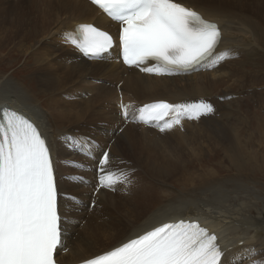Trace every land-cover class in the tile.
Returning a JSON list of instances; mask_svg holds the SVG:
<instances>
[{
	"label": "bare ground",
	"instance_id": "obj_1",
	"mask_svg": "<svg viewBox=\"0 0 264 264\" xmlns=\"http://www.w3.org/2000/svg\"><path fill=\"white\" fill-rule=\"evenodd\" d=\"M176 2L192 7L206 20L215 22L219 26L222 35L216 52H226V57L216 63L214 67L202 65L199 69L187 73L168 74L144 71L140 73L134 67H125L119 62L118 49L112 50L110 53L106 54L102 60L88 61L81 57L70 43L67 44L73 50L61 49L54 44L42 42V39L48 38L52 34H64L74 31L77 24H93L108 32L117 31L118 35V26L104 17L98 9L86 0H2L3 5L0 9V39L2 42H5V44H11L10 46H19L21 48L20 50H22V54H26L31 46L33 48L37 44L32 52V64L35 66V69L33 68V71H35L34 73L32 72L34 74L32 78H34L33 81H35L34 85L36 87L35 92L38 95H49V98L53 97L50 102V107L46 109V112L49 111L52 113L53 121L57 126L61 127L63 123L70 124L69 127L78 124L77 119H79L80 116H77V114L73 116L70 109L73 106H78L79 104V110H81L82 113L87 111V114V109L89 106H92V104L84 103L83 101L77 103L76 99L73 98L74 96H71L73 92L69 89V84L77 81L76 77L79 75L76 74L77 72L81 71L83 74L95 75L107 78L109 81H114L112 88L103 86L100 83L93 84L95 86L94 88L97 89L96 92L94 91V93H97L94 95V101L97 100L95 103H99V107L104 109H102V115L107 114L106 107L111 97L117 99L118 114L111 115L112 118L116 119V122L120 116L123 117L120 102L122 101L123 104L129 106V117L124 122L127 125H122L121 135L115 136L117 130H115V134L110 132V139H113V142L107 148L103 147L98 156H94V163L96 162L98 166V161L102 152L107 149L110 156L107 170L114 174H116V169L124 161L121 159L123 160L121 162L113 153L115 148L112 146H116L117 143L118 146H120L121 143H126L132 148H135V145L144 148V152L142 150H134L136 159L135 157H131L136 161V164L134 163L132 165H137L140 170L142 169V159L140 160L139 156L146 153L143 162L145 174H143L144 176L142 175V177L140 176L142 181H147L148 176L153 179L167 176L171 179L177 178V181H181V173L184 168L183 165H181L182 161L184 160L186 163L191 157L196 158L199 155L202 156L206 151L213 152L214 154L216 151H220L223 155L229 152L235 154V161L230 164V168L233 167V170L236 172L233 174L241 172V170H244L246 167L243 163L242 152L244 147L240 148V146L248 144V141L241 138L236 139L235 135H237V132L230 128L234 125L226 126L224 124L225 122L223 123V115L221 114L223 110L220 103L217 102V99L209 96H202L201 94L206 91L205 88H208L211 84L218 85L219 83L228 82L230 80L228 87H231L230 83L232 78L237 77L238 72H240L239 61L242 58H239V56L243 57L245 51H247L249 47V40L252 37L254 38L255 25H257L254 17L260 19L264 16V0H176ZM2 13H5V15L3 16ZM239 32H242L241 35H237ZM15 33L18 34L17 37H15ZM28 34L30 36L40 35L41 38L35 39L29 46L25 44L26 47H24L21 42H23L24 36H28ZM62 40L65 41L64 36ZM253 44L259 46L256 41H253ZM112 52L113 61H107L108 59L106 56L112 54ZM72 63L74 66H72ZM66 64L71 65V67L66 68ZM142 67L150 66L144 64ZM117 83H120L118 89H116ZM21 84V82L16 84L13 80L0 83V117L1 110L4 108L19 110L41 130L44 139L45 137L48 138L47 134L49 130V139L50 137L52 138L54 134L49 122H47L49 119L46 121L42 119L44 116L42 114L43 111L40 109L36 110L34 105L29 102V100L34 97V94H28L27 89ZM121 85L122 89L120 88ZM10 94H12V96H9ZM183 95L186 97H183ZM142 97H145V99ZM134 99H138L139 101L143 100L135 105L133 108V110H135L134 113H136L139 106L143 104L161 100L181 105L196 103L203 99L211 103L215 110L213 113L202 116L199 119L185 118V120H188L187 124H190L187 128L181 125V123L185 121L181 119L182 121L180 124L162 132L157 130L159 127L154 124L144 125L132 118L134 113L131 103H135ZM49 115L51 117L50 113ZM76 126L80 125L78 124ZM79 131L81 132L82 128ZM57 134V138H55L56 140L54 139L55 142H53L55 144V152H52L54 147L51 145L52 142H49L50 144H48V142L46 143L50 147L51 155L55 154L58 162L59 174L56 175V183L58 187V211L61 215L59 202L66 194V185H68V178L66 177L67 162L73 159L75 155L70 151L68 152L63 147V142L66 144H68V142L62 131L60 132L59 130ZM98 135H100V133H98ZM151 142L157 145H165L166 151L153 148ZM210 147H212V149ZM166 153L168 156L165 155ZM86 160L89 161L90 159L86 158ZM120 168L121 167H119V169ZM97 173V170H95L94 176L96 178H98ZM138 174L141 175L140 173ZM212 175L215 176V173L213 172ZM85 179L89 180L88 177H85ZM140 182V180H136L134 183L137 186H127V190L129 189L128 192L132 194V197L141 191L147 190L146 188H148V190L154 189V186L145 184L143 187L140 185ZM99 183L100 181L98 180L95 185L98 186ZM204 183L209 185V190L213 188L211 190L214 196L212 199L214 200V202L212 201L213 203L218 202V204H222L219 202L228 199L221 193L220 187L222 186L218 184L219 187L217 188L215 185H212L211 182ZM116 188L117 186L114 189ZM106 195L105 192H100L97 200ZM134 198L133 202L139 204V200H141V198L143 199V195ZM109 199L112 200L111 197ZM212 202L210 203L212 206H206V208H203V206L195 208L189 206L184 209L175 210L172 213L161 212L155 215H149V217L141 222L134 221L130 228L127 229V232L109 240L105 245L106 247L104 246L102 248H98L94 243L96 241L92 237L93 233L82 234L81 237H77V234H73L71 236L72 240L68 242L67 240H69L70 237L67 235V230H65L61 222L62 247L57 249L55 254L56 260L60 264H76L85 261L95 255L102 254L105 251L120 246L129 239L136 238L163 222L177 219L197 221L210 232L217 235V243L226 253L227 259L232 261V264H251V259L253 257L250 258V256H254L255 260L264 259V257L261 256L264 255V247L261 250L259 249L260 251L255 250L256 247H262L261 245L264 243L257 245L254 244L255 242L253 241L254 243L252 242L253 244L251 245V243H247L246 241L250 242L252 239L244 237L247 230L253 229L254 235H256L255 240H257L256 237H258L264 229V218H261V216L256 219H247L245 217L241 219L239 216L241 215L240 209L236 211L233 209L230 210H233L235 217L227 216L226 208H224L223 205L213 206ZM149 204L152 205L153 202H149ZM70 208L74 209L73 206ZM213 212L222 214H217V216L214 215ZM134 219L135 218H133V220ZM232 219L238 222H233ZM243 221H247L248 223ZM73 227L74 224H72L69 230ZM242 230L244 231L243 235L235 236ZM239 241H241L242 245H239ZM87 244H92L94 247L88 249L86 247ZM229 247L232 248L231 251H228ZM64 251H67V253L63 255L62 253ZM252 251L254 253L250 254ZM249 254L250 256H248ZM247 257L250 258V261H246Z\"/></svg>",
	"mask_w": 264,
	"mask_h": 264
},
{
	"label": "snow or ice",
	"instance_id": "obj_2",
	"mask_svg": "<svg viewBox=\"0 0 264 264\" xmlns=\"http://www.w3.org/2000/svg\"><path fill=\"white\" fill-rule=\"evenodd\" d=\"M119 25L118 42L123 62L144 72L187 73L214 67L226 57L216 52L219 26L176 0H90ZM84 56L104 58L113 48V36L92 24H79L63 34ZM129 117V106L121 104ZM201 99L190 104L157 101L133 114L137 122L154 124L160 131L214 112ZM71 148L92 155L98 147L87 137H66ZM108 151L98 161L101 187L127 181L107 170ZM62 217L50 147L37 126L16 111L3 109L0 119V264H57L62 247ZM66 250V249H65ZM251 251V250H250ZM83 264H232L217 243V236L198 222L164 223L120 246L95 255ZM251 264H264V259Z\"/></svg>",
	"mask_w": 264,
	"mask_h": 264
},
{
	"label": "rangeland",
	"instance_id": "obj_3",
	"mask_svg": "<svg viewBox=\"0 0 264 264\" xmlns=\"http://www.w3.org/2000/svg\"><path fill=\"white\" fill-rule=\"evenodd\" d=\"M2 5V0H0V9ZM2 14L3 16L5 15V13ZM254 18L257 23V25H255L254 38L252 37L249 40V47L243 55L244 58L239 56V58H242L239 61L240 72H238L237 77L232 78L230 83L231 87H228L230 80L228 82L219 83L218 85L211 84L208 88H205L206 91L201 94L202 96L216 98L223 110V112H221L223 115V123L225 122L224 124L226 126L234 125L230 128L237 132V135L234 134L236 139L241 138L248 141V144L245 145L243 143L244 145L240 146V148L244 147L242 153L244 160L243 163L246 166L245 169L237 174H233L236 172L233 170V167L230 168V164L235 161V154L229 152L228 154L223 155L220 151H216L217 153L215 152V154L206 151L202 156L199 155L196 158L191 157L186 163L184 160L182 161L181 165H183L184 168L181 173V181H177V178L171 179L167 176L159 177L158 179H153L148 176L147 181H142L141 177L145 174L143 162L146 153H142L143 155L139 156L140 160L142 159V169L140 170L137 165H132L134 163L136 164V161L131 157H135L136 155L134 150H142L144 152V148H141V146L138 145H135V148H132L126 143H121L120 146H118L117 143L116 146H112L115 148L113 153L121 162L124 161L119 165L122 169H119L118 167L115 175L119 176V173H124L127 175L128 179L124 182L121 180L115 183L112 187H104L102 189L97 188V194L95 187L97 185L95 184L99 178L94 176L95 170L98 172L97 163H94V156H98L103 147L107 148L111 145L113 139H110V132L114 134L117 132L115 136H120L123 128L122 125L125 126L127 124L124 123L126 121L124 116H120L117 122L116 119L112 118V114H118L117 99H113V97L108 101L106 107L107 114L102 115L104 109L99 107V103H95L97 100L94 101V95L97 94L94 93V91L96 92L97 89L94 88L95 86L93 84L100 83L103 86L112 88L114 81H109L107 78L95 75L83 74L81 71L77 72L76 74H79L76 77L77 81L69 84V89L74 93H71V96H74L73 98L76 99L77 103L83 101L84 103L92 104V106H89L87 109L88 114L87 111L82 113V111L79 110V104L78 106L75 105L70 108L73 116H75V114L80 116V118L77 119L80 126L74 124L69 127L70 124L68 123H63L61 127L57 126L53 121L52 113L49 111L46 112V109L50 107V102L53 97L49 98V95H38L35 92V81H33L34 78H32L35 71H33L35 66L32 64V52L37 44L33 48L31 46L26 54H22V50H20L21 48L19 46H10L11 44H5V42H2L0 39V83L11 80L16 82V84L21 82V85L27 89L28 94H34V97H32L29 102L34 105L36 110L40 109L43 111L42 114L44 116L42 119H45V121L49 119L47 122H49L54 134V136L49 139V130L47 134L48 138L45 137V141L48 142V144L52 142L51 145L54 146L52 152L56 151L53 142H55L59 130L60 132L62 131L65 138L71 136L87 137L98 145V147L93 148L92 155L89 156L74 150L69 144L63 142V147L68 152L70 151L75 155L73 159L68 160L67 162L66 177L68 178V185H66V194L59 202L62 224L65 230H67V235L70 237L69 240H67L68 242L72 240L71 236L73 234H77V237H81L82 234L93 233L92 237L96 241L94 243L98 248H102L109 240L127 232V229L130 228L134 221L141 222L149 217V215L151 216L161 212L172 213L175 210L184 209L189 206L193 208L199 206H203V208H206V206L210 207L212 206L210 203L212 201L214 202V200H212L214 196L211 192L213 188L209 190V185L204 182H211V184L215 185L217 188L219 185L222 186L220 187L221 193L228 199L219 202L222 204H218L216 201L217 204L212 203L213 206L223 205V207L226 208L227 216L235 217L233 210L236 211L240 209L241 215L239 216L241 219L244 217L247 219H256L261 216V218H264V16L260 19H257V17ZM241 33L242 32H239L237 35H241ZM17 36L18 34L15 33V37ZM63 36V34H52L48 38L42 39V42L54 44L61 49L65 48L67 50H73L64 40H62ZM40 38V35L30 36L28 34V36H24L22 40L23 42L21 43L26 47L35 39ZM253 41H256L259 46L253 44ZM106 57L108 59L107 61H113V52ZM72 66H74L73 63ZM65 67H71V65L66 64ZM119 86L120 83H117L116 89H118ZM120 88L122 89V85ZM9 96H12V94ZM183 97L186 96L183 95ZM142 98L145 99V97ZM134 101L135 103L132 104L133 113L135 111L133 110L135 105L143 100L139 101L138 99H134ZM49 113L51 114V117ZM185 118L186 117L182 118V120H185ZM187 121L188 120H185L181 125L186 128L189 127L190 124H187ZM81 128L82 131L80 132L79 130ZM38 130L41 132L39 128ZM115 130L117 131L115 132ZM157 130H160V128H157ZM98 133H100V135H98ZM151 144L152 147L157 150L164 151L166 149L163 144L157 145L154 142H151ZM210 148L212 149V147ZM165 155H167V153ZM85 157L90 160L87 161ZM52 158L55 175H57L59 173L56 155L53 154ZM213 172L215 173V176L212 175ZM85 177H88L89 180H86ZM135 179L141 181V186L144 187L145 185H150L154 186V189L148 190V188H146L147 190L141 191L132 197V194L128 192L129 189L127 190V186H135ZM99 185L101 184L99 183ZM116 186L117 188L114 189ZM100 192H105L107 195L105 197H100V199L97 200ZM139 195H143V199L141 198V200H139L140 205L137 204V202H133L135 199L134 197L137 196L138 198ZM110 197L112 200L109 199ZM149 202H153V204L150 205ZM71 206H73L74 209H71ZM231 209L233 210L230 211ZM213 214L217 215L218 213L213 212ZM133 218L135 219L133 220ZM233 222L238 221L233 220ZM243 222L248 223L247 221ZM72 224H74V227L69 230ZM243 232L244 231L242 230L235 236H241L244 234ZM245 233V238L249 237L252 239L250 242L246 241L247 243H251V245L254 242V244L257 245L264 243V229L260 235L256 237L257 240H255L256 235H254L253 229H249ZM239 245H242L241 241H239ZM261 246L262 247H256L255 250L260 251L264 247V244ZM86 247L91 249L94 246L92 244H87ZM231 249H228V251H231ZM65 253H67V251H64L62 254L64 255ZM252 253L254 252L252 251L250 254ZM250 254L248 256H250ZM261 256L264 257V255ZM250 258L255 260L254 256H250ZM250 258L247 257L246 261H250Z\"/></svg>",
	"mask_w": 264,
	"mask_h": 264
}]
</instances>
